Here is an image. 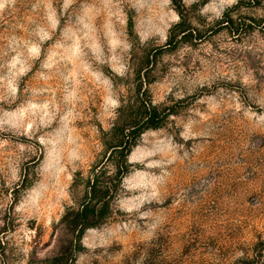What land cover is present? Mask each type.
<instances>
[{"label": "rangeland", "instance_id": "obj_1", "mask_svg": "<svg viewBox=\"0 0 264 264\" xmlns=\"http://www.w3.org/2000/svg\"><path fill=\"white\" fill-rule=\"evenodd\" d=\"M138 73L164 119L110 181ZM101 168L110 209L78 240ZM58 256L264 264V0H0V264Z\"/></svg>", "mask_w": 264, "mask_h": 264}, {"label": "trees", "instance_id": "obj_2", "mask_svg": "<svg viewBox=\"0 0 264 264\" xmlns=\"http://www.w3.org/2000/svg\"><path fill=\"white\" fill-rule=\"evenodd\" d=\"M176 1V0H173ZM228 25H234L231 19L227 20ZM187 30L181 32L186 39ZM148 77L138 73L139 86L134 100L125 104L119 111V116L111 131L106 134L105 145L109 154L108 160L114 169V177L120 178L123 174L131 172L129 155L136 147L138 140L148 130L159 129L164 119L163 111L147 97V91L141 92L144 79ZM106 172L96 170L93 179L89 183V192L86 200L79 210L69 212L65 217L69 226L77 233L80 240L84 233L91 228L102 224L110 209L112 187L106 182ZM68 258L64 256L55 257L51 264H64Z\"/></svg>", "mask_w": 264, "mask_h": 264}]
</instances>
